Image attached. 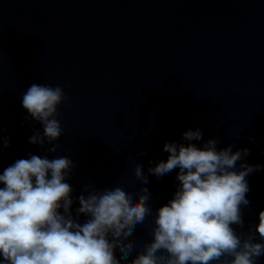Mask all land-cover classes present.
Returning a JSON list of instances; mask_svg holds the SVG:
<instances>
[{"label": "water", "instance_id": "1", "mask_svg": "<svg viewBox=\"0 0 264 264\" xmlns=\"http://www.w3.org/2000/svg\"><path fill=\"white\" fill-rule=\"evenodd\" d=\"M34 83L68 97L57 106L63 134L43 147L29 143L43 125L22 107ZM0 129V174L30 154L73 161L65 181L73 218L78 197L93 189L123 187L134 200L149 190L153 215L128 238L136 251L122 264L151 242L153 216L179 185V169L159 178L148 171L167 160L166 142L249 149L235 170L261 168L246 176L244 227L231 225L246 239L264 210V0H0ZM196 129L201 140L182 139Z\"/></svg>", "mask_w": 264, "mask_h": 264}, {"label": "clouds", "instance_id": "2", "mask_svg": "<svg viewBox=\"0 0 264 264\" xmlns=\"http://www.w3.org/2000/svg\"><path fill=\"white\" fill-rule=\"evenodd\" d=\"M68 97L60 86L32 84L22 96V107L43 125L29 143L53 144L63 134L56 118L57 106ZM219 127V125H217ZM4 131L0 129V132ZM187 141L201 140L200 129L182 134ZM255 143L254 138H249ZM10 138L3 139L8 147ZM218 140L209 139L203 147L189 143L166 142L169 155L149 172L162 177L179 169V185L166 204L153 216L151 242L143 245L129 264H213L230 257L227 264H257L264 256V210L259 223L250 225L247 238L231 227H244L241 205H249L250 191L246 176L260 165L237 161L250 154L249 149L232 152V145L217 150ZM59 145L47 149L55 153ZM75 165L68 157L48 159L30 154L18 159L0 174V264H122L136 251L128 238L137 225L153 215L148 205L149 190L133 199L123 187L97 191L78 197L79 207L73 218L66 183ZM134 174L143 184L148 178L139 164ZM85 192L89 191L86 186ZM61 209L63 212L61 213ZM88 219L78 222L79 216ZM260 242H256V235ZM120 252L117 259L115 250Z\"/></svg>", "mask_w": 264, "mask_h": 264}]
</instances>
